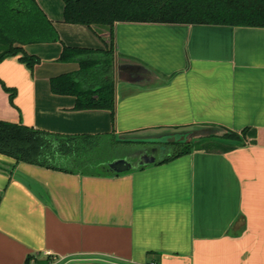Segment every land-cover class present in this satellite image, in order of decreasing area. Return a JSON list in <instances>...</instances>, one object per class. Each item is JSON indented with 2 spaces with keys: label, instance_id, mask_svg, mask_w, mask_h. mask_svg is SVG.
I'll list each match as a JSON object with an SVG mask.
<instances>
[{
  "label": "crops",
  "instance_id": "0c3cea01",
  "mask_svg": "<svg viewBox=\"0 0 264 264\" xmlns=\"http://www.w3.org/2000/svg\"><path fill=\"white\" fill-rule=\"evenodd\" d=\"M35 2L60 41L23 45L32 69L20 54L0 61L1 121L97 136L108 162L219 126L251 127L255 142L108 175L0 153V264H264V27L116 22L111 77L84 82L109 79L113 108L77 109L51 87L79 70L58 60L62 47L103 51L110 30L64 22L62 0Z\"/></svg>",
  "mask_w": 264,
  "mask_h": 264
},
{
  "label": "trees",
  "instance_id": "16d2710c",
  "mask_svg": "<svg viewBox=\"0 0 264 264\" xmlns=\"http://www.w3.org/2000/svg\"><path fill=\"white\" fill-rule=\"evenodd\" d=\"M64 22L83 24L89 28L105 26L110 39L105 50H86L63 45L60 61H77L79 70L55 77L51 87L55 92L70 93L76 98V108H113L111 81L94 86L84 82L98 77H111L114 57L113 26L116 22H149L195 25H225L264 27V0H62ZM60 38L52 23L38 9L35 0H0V61L20 54V59L32 69L39 59L29 55L23 45L54 42ZM98 54V57H94ZM1 83V81H0ZM94 87V89H93ZM13 103L14 90L3 85ZM94 92L98 95L94 96ZM216 135L175 143L172 150L158 161L164 162L193 151L227 152L255 142L251 127L239 131L219 126ZM97 136L62 135L21 124L0 120V153L41 166L84 170L90 174H112L106 163L111 148L95 142ZM125 141V140H123ZM122 141V142H123ZM114 174V173H113ZM30 257H28V262Z\"/></svg>",
  "mask_w": 264,
  "mask_h": 264
},
{
  "label": "water",
  "instance_id": "95a60500",
  "mask_svg": "<svg viewBox=\"0 0 264 264\" xmlns=\"http://www.w3.org/2000/svg\"><path fill=\"white\" fill-rule=\"evenodd\" d=\"M185 135L182 133L168 134L158 138H152L147 140L145 143L159 145H167L170 142H185ZM153 147L151 150L147 148H140L134 152L137 155L136 161L132 162L129 156L115 158L107 163V170L114 173H122L131 170L136 166H146L155 163L158 159L156 148ZM131 156V155H130Z\"/></svg>",
  "mask_w": 264,
  "mask_h": 264
},
{
  "label": "flooded vegetation",
  "instance_id": "af4514ba",
  "mask_svg": "<svg viewBox=\"0 0 264 264\" xmlns=\"http://www.w3.org/2000/svg\"><path fill=\"white\" fill-rule=\"evenodd\" d=\"M157 146L156 148V153H157V156L160 157L162 156L163 154H168L171 150H172V147L168 146V145H163L161 147H159V145H155V144H149L143 148H147V150H151L153 147ZM136 150H133L130 154H129V157L130 159L132 160V162H135L136 161V158H137V155L134 154ZM131 155V156H130Z\"/></svg>",
  "mask_w": 264,
  "mask_h": 264
},
{
  "label": "rangeland",
  "instance_id": "374dc122",
  "mask_svg": "<svg viewBox=\"0 0 264 264\" xmlns=\"http://www.w3.org/2000/svg\"><path fill=\"white\" fill-rule=\"evenodd\" d=\"M136 147H139V146H136ZM126 148H128V147H118V149L117 150H119L120 151V153L122 154V152H125V149ZM117 150H115V151H117ZM112 151V150H111ZM118 152V151H117Z\"/></svg>",
  "mask_w": 264,
  "mask_h": 264
}]
</instances>
